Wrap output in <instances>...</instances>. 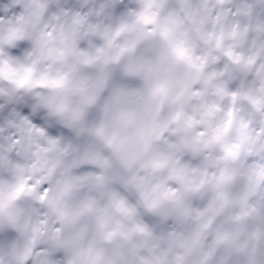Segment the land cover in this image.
I'll use <instances>...</instances> for the list:
<instances>
[{"label": "clouds", "instance_id": "1", "mask_svg": "<svg viewBox=\"0 0 264 264\" xmlns=\"http://www.w3.org/2000/svg\"><path fill=\"white\" fill-rule=\"evenodd\" d=\"M0 264H264V0H0Z\"/></svg>", "mask_w": 264, "mask_h": 264}]
</instances>
